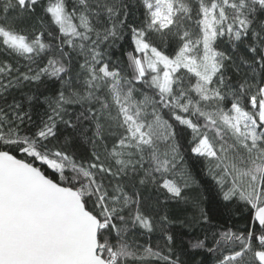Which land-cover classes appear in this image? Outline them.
<instances>
[{"label":"snow or ice","instance_id":"1","mask_svg":"<svg viewBox=\"0 0 264 264\" xmlns=\"http://www.w3.org/2000/svg\"><path fill=\"white\" fill-rule=\"evenodd\" d=\"M139 6L0 0V264H264V0ZM185 133L243 228L211 227Z\"/></svg>","mask_w":264,"mask_h":264},{"label":"trees","instance_id":"2","mask_svg":"<svg viewBox=\"0 0 264 264\" xmlns=\"http://www.w3.org/2000/svg\"><path fill=\"white\" fill-rule=\"evenodd\" d=\"M128 5L129 22L139 23L142 19V8L139 6V0H125ZM119 47L113 49L114 57L122 56V51L124 49L130 50V40L125 37L124 41L118 42ZM222 48L227 49L229 45L227 43L221 44ZM5 54L0 51V59H4ZM23 63V62H22ZM58 84H49L47 88L42 87L40 91L42 93H55L58 88ZM23 91L28 92L29 89L25 88ZM19 96V92L16 93ZM42 98V97H41ZM78 110V106H76ZM69 111L72 112V106H70ZM44 112V106L37 104L33 108V119L39 121L40 116ZM71 130H66L67 134ZM189 135L187 133L181 138L182 149L184 151V165L187 172L191 174V178L196 181L191 192L193 195H198L203 203V207L208 211L211 217V227H232L233 230L237 228H243L244 221L238 213H233L224 208L223 202L219 199L217 195V189L210 176L207 174V165L203 158H198L194 156L190 151H188V139ZM75 148H80L81 151L84 149L78 143L74 144ZM143 196L146 197L147 201H155L158 193L151 188H145L143 190ZM169 209L175 210L177 206L175 204H169ZM141 230L137 229V232ZM173 233L177 235V254L180 255L181 259L188 262L190 261L192 253L186 249L187 240L193 235L201 234V227L196 226L195 228L189 230L188 228H181L179 225H174L172 228ZM181 238L184 240V244H181ZM141 243L150 242L153 246L158 242V236L153 235L151 240L148 241L147 236L139 237ZM198 254L195 255L196 264H215L216 256L208 253L206 250H197Z\"/></svg>","mask_w":264,"mask_h":264}]
</instances>
